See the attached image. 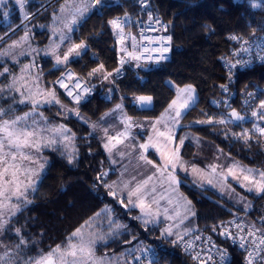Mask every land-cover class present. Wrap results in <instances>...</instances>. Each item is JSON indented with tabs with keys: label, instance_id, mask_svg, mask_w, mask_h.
I'll return each mask as SVG.
<instances>
[{
	"label": "trees",
	"instance_id": "1",
	"mask_svg": "<svg viewBox=\"0 0 264 264\" xmlns=\"http://www.w3.org/2000/svg\"><path fill=\"white\" fill-rule=\"evenodd\" d=\"M58 1L26 0L23 9L13 5L7 17L1 12L0 52L24 36L26 29L30 31L33 28V36L40 42L46 35L45 31L38 29L40 20ZM108 3L110 6L102 12L93 9L74 31V41L79 43L84 40L88 45L81 56L70 59L66 66L56 65L53 58L42 55L34 63L32 72H40L42 76L40 86L46 89L55 87L62 103L74 109L68 112L52 104L43 105L40 110L48 117L50 124H64L71 133H75L77 155L73 163L69 164L67 156L61 154L65 151L62 146L58 145L59 151L42 149L47 163L36 182V190L30 189L27 193V198L32 202L26 206L22 204L21 210L9 218L5 230L0 233V245L11 249L12 245L19 242L16 229H21V235L27 241L24 255L34 257L39 253H47L57 245L66 246L73 231L93 221L90 218L108 206L113 211L94 219L98 222L97 227L104 235L107 234L108 219L111 217L127 225V229H122L119 236H107L106 240L99 241L95 245L97 255H124L126 249L142 242L143 246L157 248L154 264H199L177 243L171 242L177 239L176 235L167 240L161 239L163 223H149L145 227L140 220L134 219L140 216L137 208L129 210L119 203L120 196H109L108 189L103 186L93 187L102 169L108 171L107 180L110 184L116 180L118 171L111 166L102 139L93 131L91 124L99 121L104 113L121 100L129 116L157 118L175 98L176 88L191 84L196 89V101L184 113L181 119L184 124L176 134L177 138L189 135L181 148L182 158L200 166L235 160L256 170H264V139L255 138L249 132L252 139L245 143L243 139L233 136V133L239 134L246 128L253 131L254 124L259 126L264 122V119L251 115L253 111H261L259 103L264 100V61L246 69H236L231 73V80L222 61L223 57L232 54L233 47L237 45V40L230 39L231 36L251 40L264 34V7L253 8L250 0H151L148 11L151 14L158 13L168 24L172 37L171 59L149 66L138 67L137 63H131L126 66V74L122 79L110 83L114 78L103 80L100 73L88 76L100 64L104 65L105 73L114 74L121 59L126 58L118 47V37L108 21L123 16L126 11L142 17H147L148 13L139 9L136 0H108ZM25 13L28 14L27 20H24ZM18 60L11 61L9 57L0 55V72L4 68L9 69L0 75V85L10 84L13 76L22 75L21 68L29 62V57L22 56ZM65 68H70L81 77L84 85L94 88L78 105L63 88L53 83L61 77ZM221 85H227V91ZM253 91L254 100L245 106L247 93ZM141 95L153 97L151 108L137 107L134 97ZM18 101V93L14 90L0 93V107L8 109L11 105L13 115H23L31 109L30 104ZM215 102H219L220 106ZM226 104L230 107H226ZM232 109L240 112L245 119L228 125L195 123L207 116L226 117ZM75 110L89 123L77 117ZM58 112L61 114L58 115ZM192 137L199 138V145ZM68 150H71V146ZM148 156L160 162L155 151L151 150ZM180 191L192 202L195 216L184 222L181 231H175L179 235L186 228H209L245 211L244 207L235 208L230 197L211 188H196L189 179L188 182L180 183ZM248 198L256 211L264 209L261 203L264 195L250 193ZM133 236L137 239L132 240ZM127 240L132 243H125ZM232 254L233 258L227 264H243L239 250L232 249ZM125 259L131 258L125 256Z\"/></svg>",
	"mask_w": 264,
	"mask_h": 264
},
{
	"label": "snow or ice",
	"instance_id": "2",
	"mask_svg": "<svg viewBox=\"0 0 264 264\" xmlns=\"http://www.w3.org/2000/svg\"><path fill=\"white\" fill-rule=\"evenodd\" d=\"M16 3L21 9L24 8L25 0H16ZM142 7H147L148 0H139ZM250 5L253 8L264 7V0H250ZM0 6L7 7L6 0H0ZM96 6H99L98 8ZM108 0H81L79 4L73 3L71 5V11H68L69 5L67 0L60 7L61 15L57 16L53 14L54 22L59 21L62 27H53V35L59 33L60 43L52 41L45 50V55H51L56 62V65H67L70 62V57L81 56L82 51L86 50L88 45L84 40L79 43L72 42L71 36L68 34L73 31V25H77L79 21L84 17L85 13L96 8L98 12H102L106 7H109ZM4 16H8V12L5 11ZM28 19V14H24V20ZM130 17L127 12L124 15L114 17L108 21V24L113 29L114 34L119 38L121 44L124 43L126 38H130L133 41L132 48L133 51H127V56L130 59L139 61L141 57L136 54V38L131 36V34L125 33V25L129 22ZM153 17L149 13V21L151 22ZM157 24L160 23L159 19L155 20ZM161 27L166 31L167 25H161ZM29 38V30L26 29L24 36L19 40L13 41L12 44L8 46L6 52H0V55L12 54L13 57L17 55L14 52L15 49L21 48L18 55H24V49L22 44L27 42ZM141 39H147L149 43L156 41L159 43V47L152 48L151 51L158 53L157 56L153 57L149 55L148 60H155L156 63L166 60L168 57L166 53L170 51L171 47V36L166 37H145L141 33ZM230 39L239 40L240 37L235 35L231 36ZM66 44L63 50L58 51L61 48V44ZM247 44L248 41H243ZM126 51L125 49H122ZM244 51H249L248 48H243ZM33 52L38 50L32 49ZM145 52L149 51L148 48L144 49ZM264 59V57H261ZM126 61L121 59V66ZM226 66L229 68V80H231V70L236 67L237 64H242L240 60L235 63H231L230 60L225 61ZM140 66L139 64L137 65ZM35 67V64H26L21 68L22 75L17 77L13 76L12 82L7 85H0V93L7 91H16L20 93L21 99L19 103H28L31 105V109L28 112H24L23 115H13L14 109L10 105L8 109L0 107V233L5 230V226L9 223L4 216L7 214L9 217L16 214V212L21 210V205H27L32 201L27 198V193L31 189L35 191V185L39 179L40 172L44 169L46 160L40 157V153L44 148H51L53 151H59V146L64 148L62 155H66L68 163H73L76 158L77 152L74 145L75 133H71V130L64 124L52 125L50 124L48 117L44 115V112L40 109L43 105H59L61 109L68 112L74 111L72 108H68L67 105L63 104L57 95L55 87L52 89L41 88L40 86V74L37 73L31 80L25 79L23 73H27L31 68ZM104 65L100 64L99 67L93 68L88 76L92 77L97 73H100L103 80H109L113 76L112 72L105 73ZM9 69L4 68L3 72H8ZM116 77L121 74V69L116 68ZM0 72V75H3ZM81 77L77 76L70 68H65L62 72L60 78H58L54 84H58L60 88L65 89L68 97L78 105L80 101L84 98V94L91 91L87 86L81 87ZM73 82L72 87L66 82ZM110 83H115V79L110 80ZM20 84L18 87L17 85ZM224 91H227V85L220 86ZM35 89V90H33ZM76 89H79L77 91ZM112 91V89H109ZM196 89L191 85H185L184 87L176 88V96L168 104V107L161 114L155 122L151 124L153 133L148 137L147 142L139 144L140 151L139 155L136 157L135 165L137 168L141 166H151L154 169L152 175L147 176V178L142 180H137L136 175L130 174V179L125 181L123 177L128 173L129 165L133 163L129 159V165H125L123 171L121 172L120 181H113L111 184L108 183V171L101 170L96 176V183L93 187L103 186L108 189V195L117 198V193L115 188L122 184L121 191L127 190V203L125 204V198L123 196L118 197L119 203L127 208H139L141 215L134 217V219L140 220L142 224L146 227L149 223L158 224L164 223L165 221H171L168 223L160 233L161 239L167 240L169 237L176 235L177 239L171 241L173 244L183 243L184 249L187 252L193 247L191 241H185L184 236L189 235L193 232L191 228H186L183 235H179L174 232L173 229H178L189 216H195V212L192 211L191 201L187 200L186 197H181L185 202L180 204L179 200L175 201L171 197H166L164 195L157 194V187L152 182L155 180L161 186L165 183L172 191H176L180 184V180L177 178L178 171L189 170V166L183 160L181 156V148L185 143L186 139H189V135L176 137L175 130L178 126H181V119L184 112L188 110L195 102ZM251 97L252 93H247ZM15 101V97H13ZM134 100L141 107L150 106L153 101L152 96L141 95L134 97ZM247 103V101H245ZM230 107V105H225ZM259 109L261 111H253L251 115L253 117H258L259 119H264V100L259 103ZM119 112L121 115V122L124 124L123 131H119L116 135H109V130L107 128H102L106 142L104 143V148L109 154V159L114 164L116 161L112 159L113 150H116L123 160L125 156H131L130 151H122L117 148V145L124 144L131 135L130 129L136 124L132 117L127 116L123 111V104L119 103L115 105V108L110 112L104 113L100 117L103 121L105 117L111 116L114 112ZM61 113L58 112V115ZM77 117L84 119L85 123L89 121L80 116L78 110H75ZM203 115L207 116L206 113ZM7 117V118H5ZM244 116L240 114L236 109H232L227 116H221L215 118L212 116H207L206 119L197 120L195 123L198 124H219L228 125L233 121H243ZM158 125L163 126V130H160ZM91 127L96 130L100 127L99 122L92 123ZM253 128L261 136H264V127H259L253 125ZM227 135V132L225 133ZM233 136L237 139H243L245 143L252 139L248 130L236 134ZM196 144L199 145L200 140L198 137H192ZM155 141V142H154ZM178 141V142H177ZM71 150L69 151V147ZM134 145L125 144V149H134ZM149 148H155L156 152L160 155V162H155L148 158L146 153ZM222 151V150H221ZM219 159V157H217ZM191 173L194 178L202 177L207 175L209 177H219V183L227 185L228 178L231 177L236 180L241 187L247 189L248 192H255L257 195H264V170H256L252 168H247L240 165L239 162L233 161L225 169L223 165L210 164L206 166V169H199L196 165H190ZM195 182V180H194ZM208 184L215 186L213 179H207ZM200 186H203V181H200ZM230 188V185H228ZM234 191V189H230ZM135 198V199H133ZM243 201L244 198L241 197ZM15 201V202H13ZM161 201H165L161 204ZM152 205H155L153 210ZM250 203L244 204V210L247 212L250 207ZM113 211L112 208L105 206L101 212L95 214L94 217L90 218L92 220L99 218L102 214H110ZM163 216V220L160 217ZM261 227L257 228L255 222L245 225L241 221L236 219L229 221H222L220 225H213L212 231L216 232L217 228L221 231L219 235L231 238L233 243L237 242L239 238V246L245 248L248 238H251V244L254 246L252 251H248L245 264H253L255 256H260L261 252H264V217H261ZM228 225H234L237 229L236 235L228 228ZM90 226V225H89ZM109 230L105 235H100L96 233H88L85 235L81 228H77L73 231L68 238V243L66 246L57 245L55 248L51 249L47 253H39L37 256H26L24 255V248L27 245V241L21 235V229H16V233L19 237V242L15 245L4 246L5 251L2 256H0V264H106L104 258H96L94 255V247L98 241L106 240L107 236L115 237L121 234V230L127 229V225L120 224L111 217L108 219ZM83 227V226H82ZM245 229H247L245 233ZM259 233V237H257ZM137 237L133 236L132 240H136ZM195 239H201L200 236H196ZM207 242H211V237L207 238ZM125 243L131 244V240L125 241ZM213 247H216L213 243ZM247 250V249H246ZM139 253V254H137ZM152 253H155L150 247L143 246L142 242L138 243L136 246L126 249L124 255L130 257L131 259H125L124 264H145V259ZM194 260H200V254L197 253ZM211 259V257H209ZM264 259V257H261ZM228 257L226 251L220 252V264H227ZM117 264H119V258H117ZM148 264H154L153 259H148ZM201 264H206L205 261H201Z\"/></svg>",
	"mask_w": 264,
	"mask_h": 264
},
{
	"label": "rangeland",
	"instance_id": "3",
	"mask_svg": "<svg viewBox=\"0 0 264 264\" xmlns=\"http://www.w3.org/2000/svg\"><path fill=\"white\" fill-rule=\"evenodd\" d=\"M80 2H81V0H67V4L69 5L68 11H71L72 10L71 9V5L73 3L79 4ZM64 3H65V0L58 1L55 4V6L51 8L50 12L45 13L43 15V17L41 18L40 23L38 25V29L40 31H45L46 32V35L40 39V42L38 41V39L34 38V36H33L34 30H33V28H31V30L29 31L30 33H29V38H28L27 42H24L22 44V47L24 49V55H18V53L21 51V48H17V49L14 50V52L17 53V55H15V57H13L12 54H6L5 56L6 57H9L11 61H15L16 60V62L19 61L18 59L20 57H22V56H28L29 57V60H28L29 62L27 64L35 63V61L41 55L42 56H50L51 58H53L51 55H45V50L48 49V47H49V45H50V43L52 41H55L56 43H60V41H59V33H57L56 35H53L52 29H53V27L60 28V27H62V25L60 24L59 21L54 22V20H53V14L55 13L57 16L61 15V13H60V7ZM93 3H94V0H93ZM6 4H7V7L0 6V13L1 12H5V11L9 12L11 10V8H12L13 5L14 6H19L16 3V0H6ZM25 4H26V0H25ZM25 4H24V6H25ZM96 7H99V6H96ZM93 9H95V8H93ZM91 11L85 13L84 17L79 21V23L77 25H73V31L70 32V33H68L71 36V38H72V42H75L74 41V38H73L74 31L77 29V27L81 23V21ZM118 41H119V38H118ZM67 43H69V42L66 41L64 44H61V48L58 49V51L63 50L65 48V46H66ZM127 44H128V42H127ZM8 46H6V50H4V52H6L8 50ZM122 46L123 45L119 42L120 51L124 55L123 57H126L127 58V48L125 49L126 51H123L122 50V48H123ZM32 49H36L38 51L33 52ZM138 49H139V45L136 46V50H135L136 51V54L138 53ZM72 58H75V57H70V59H72ZM53 60L55 61L54 58H53ZM132 64H134V63H132ZM32 71H33V68H31L29 72L23 73V75L25 76V79L31 80V77H34L38 73V72L37 73L36 72L33 73ZM39 74H40V72H39ZM41 77L42 76L40 74V79H41ZM67 83L69 84V87L71 88L73 82H69L68 81ZM80 83H81V87H83L84 84L81 81H80ZM17 86L19 87L20 84H18ZM180 88H182V87H180ZM33 90H35V89H33ZM76 90L79 91V89H76ZM64 91H65V89H64ZM17 93H18L19 100H20L21 99L20 93L19 92H17ZM195 96H196V93H195ZM119 103H122L123 104V111H124V113L127 114V116H129L128 113H127V111H126V109H125V103H124V101L121 100ZM119 103H117V104H119ZM45 105H48V104H45ZM53 105H55V104H53ZM115 105L110 110H108L107 112H110L112 109H114L115 108ZM57 106H59V105H57ZM137 107L142 108L139 104H137ZM160 117H161V115L159 117H157V118H150V117H135V118H133L132 117L133 120L136 122V124H134V126L130 129L131 135L129 136L128 140H126L124 142V144L117 145V148L120 149V150H122V151H130L131 152V156H125V158L122 160L121 157L118 154H116V150L114 149L113 150V157H112V159H114L116 161V163L113 164L111 162V160L109 159L108 152L105 150L106 155H107V158L109 159L111 166L118 171V176H117V178H116L115 181H120V179H121V172L123 171L125 165H129V159H131L133 161V163L131 165H129L128 173H126L125 176L123 177V179L125 181H127L128 179H130V174L131 175H136L137 180H142V179L147 178V176L152 175L154 169H152L151 166L145 167V166H143V163L141 162V166L139 168H137L136 165H135V160H136V157L139 155L140 151H142L139 148V144L147 142L148 137L150 135H153V136L155 135L153 133L151 124L153 122H155ZM97 122H99L100 127L97 128L96 130H93V131L96 132V134L102 139L103 148H104V143L106 142V138L104 136V132L101 130L102 128H107L109 130V135H112V136L116 135V133L119 132V131H123V129H124V124L121 122V115H120V113L118 111L112 113L111 116L105 117V119L103 121L99 120V121H96L94 123H97ZM183 124L184 123L181 120V126H183ZM181 126H178L176 128V130H175V133L176 134H177L178 129ZM157 127H159L160 130H163V126L162 125H158ZM125 144H132L135 147H134V149H125ZM151 150L156 152L155 148H149L147 153H149ZM147 153H146V155H147ZM157 155L160 158L159 153H157ZM148 158L151 159V160H153V161H155L150 156H148ZM184 161L189 166V170L187 172H185V171H178L177 178L180 180V183L182 181H187L188 182V179H189L190 184L193 185V186H195L196 188H200V189L201 188H211L214 191H216V192H218V193H220V194H222L224 196L230 197L229 198L230 199V202L235 206V208H237V207H244V204L245 203H250L251 204V202H250V200L248 198V195L250 193H255L254 191L253 192H248L246 188L241 187L240 184L236 180H233L231 177L228 178L227 185H224L222 183H219L218 182L219 181V177L218 176L217 177H209L207 175H204L202 177H196V178H194V176H193V174L191 173V170H190V165H192L193 163H190L187 160H184ZM232 162H233V160L228 161L227 163H222V164L215 163V164L223 165L224 168L226 169L227 166L230 165ZM236 162H238V161H236ZM239 164L240 165H243V166H245L247 168L255 169L253 167L246 166V165H244L242 163H239ZM194 165H196L199 169H206V166H207V165L206 166H200V165H197V164H194ZM208 165H210V164H208ZM208 178H212L213 179V182H214L215 186H213L212 184H208L207 183V179ZM194 180H195V182H194ZM201 180L203 181V186H200V181ZM152 183L156 185V187H157V194L158 195H161L162 194V195H164L166 197H171L174 200V202L177 201V200H179L180 204H184L185 203L181 199V197H186V196H184L181 193V191H180V184H179L178 189L176 191H172L168 187V185L166 183L163 186H161L155 180ZM228 185H230V188L228 187ZM121 189H122V184H119L115 188V191H116L117 195L120 196V197L123 196L124 198L125 197L127 198V190L121 191ZM230 189H234V191H231ZM241 197L244 198L243 201L241 200ZM133 199H135V198H133ZM187 200H189V199H187ZM164 203H165V201H161V204H164ZM152 208L154 210L155 209V205H152ZM191 208H192V206H191ZM137 209L140 211V209L138 207H137ZM192 211H193V208H192ZM140 215H141V211H140ZM10 217L6 214L4 216V219L9 220ZM189 217H191V216H189ZM160 219L163 220V216H161ZM97 223L98 222L96 220L89 221L83 227H81V231L85 235H87L90 232L96 233V234H100V235H104L102 233V231L100 230V228L97 227ZM168 223H172V222L171 221H165L163 223L164 227ZM182 225L178 229L174 228L173 231L174 230L175 231H181ZM183 233H184V231L181 234L183 235ZM4 251H5L4 246H1L0 245V256H2L4 254ZM94 255H95L96 258H104L106 264H117V258H119V264H124V260H125V256L124 255H97L96 252H95V247H94Z\"/></svg>",
	"mask_w": 264,
	"mask_h": 264
},
{
	"label": "built area",
	"instance_id": "4",
	"mask_svg": "<svg viewBox=\"0 0 264 264\" xmlns=\"http://www.w3.org/2000/svg\"><path fill=\"white\" fill-rule=\"evenodd\" d=\"M150 1L148 0V5L147 7H142L141 4L139 3V0H136V5L139 7V9L141 11H146L148 13L147 17H142L140 15H134L133 13L126 11L129 14L130 20L129 22L125 25V33L127 34H131V36H134L136 38V46L139 45V49H138V53L137 55H139L141 57V59L139 61L137 60H133L130 59L128 56L127 58H125L124 60L126 61L122 66L121 64H119V67L121 69V74L119 75V77H116V73L113 74L114 79H122L125 74H126V66L130 65L131 63H137L139 65H151V64H159V63H165L170 61L171 59V47H170V51L168 53H166L167 55V59L160 61L159 63H156L155 60H148L147 57L149 55L155 57L158 55V53H154L151 51L152 48H156L159 47V43L156 41H153L152 43H149V41L147 39H141V33H143V35L145 37H153V38H157V37H166V36H171L169 34L168 31V24L165 22V20L161 17V15H159L158 13H152V17L153 20L150 22L149 21V12L148 8L150 7ZM122 17V16H121ZM159 19L160 23L157 24L155 22L156 19ZM161 25H167V30L165 31ZM128 45H127V51H133L132 48V44L133 41L130 38H126ZM243 41H248L247 44H244ZM171 44V42H170ZM118 47H119V41H118ZM148 48L149 51L145 52L144 49ZM243 48H248L249 51H244ZM232 54L226 57L222 58L224 67L226 69V71L229 73V68L226 66L225 61L226 60H230L231 63H235L237 60H240L242 62V64H237L235 68H233L231 70V73L233 71H235L236 69H246L248 67H252L254 65H256V63L259 62H263L264 59H261V57H264V34L255 37L251 40L248 39H239L237 40V45L235 47H233L232 49ZM68 82V81H66ZM86 86V85H84ZM88 87V86H87ZM91 89L90 92L86 93L89 94L91 93L94 88L93 87H89ZM85 94V95H86ZM252 96L247 98V103L245 104V106L252 100H254L255 98V91L252 92ZM84 95V96H85ZM218 106H220V103L215 102ZM153 106V101L152 104L150 106H145L142 108H151ZM259 127H264V122L261 123L259 125ZM250 133H252L253 135H255V138L260 137L262 139H264V136H261L258 132H256L255 130L251 131L250 129L246 128ZM262 204H264V200L261 201ZM255 206H251L248 208L247 212H241L239 214L233 215L229 218H226L222 221H229V220H233L236 219L237 221H241L243 222L245 225L247 224H251L252 222H255L256 227L260 228L261 227V217H264V209H262V211L258 212L255 210ZM218 222L215 225H220V223L222 222ZM212 226H210L209 228H197L195 230H193L192 233H190L187 236H184V240L185 241H191L193 244V247L191 249H189L187 252L184 249V245L183 243H177L182 249L183 251H185L188 255H191L192 258L199 253L200 254V260H195L197 261L199 264H201V261H205L206 264H220V252L221 251H226L227 253V257H228V262L229 263L232 258H233V254H232V249H237L241 252L242 256H243V264H245L246 261V257L248 255V251H252L253 250V245L251 244V238H248V242L245 245V248H241L239 246V238H237V242L233 243V240L231 238H227L225 236L219 235V232L221 231L220 228H217L216 232L212 231ZM228 228L230 229V231L233 233V235H236L237 233V229L235 228L234 225H228ZM247 229H245V233H246ZM196 236H200L201 239L197 240L195 239ZM211 237V242H207V238ZM257 237H259V233H257ZM213 243L215 244L216 247H213ZM262 248H264V245L261 246ZM153 252L155 253V255L153 256L152 253H149V256L145 259V264H148V259H153L154 261L157 259V248L155 247H150ZM247 249V250H246ZM139 254V253H137ZM209 257H211V259H209ZM261 257H264V252H261L260 256H255L253 264H264V259H261Z\"/></svg>",
	"mask_w": 264,
	"mask_h": 264
},
{
	"label": "crops",
	"instance_id": "5",
	"mask_svg": "<svg viewBox=\"0 0 264 264\" xmlns=\"http://www.w3.org/2000/svg\"><path fill=\"white\" fill-rule=\"evenodd\" d=\"M122 45H123V46H122V47H123L122 49H126V48H127V45H128V44H127V39L124 40V43H123ZM122 55H123V54H122ZM123 56H124V55H123ZM29 111H30V110H29ZM186 111H187V110H186ZM186 111H185V112H186ZM185 112H184V113H185ZM148 154H149V153H147V156H148ZM40 157H41L42 159H44V156H43L42 151H41V153H40ZM40 173H41V172H40ZM13 202H15V201H13ZM185 221H186V220H185ZM185 221H184V222H185ZM183 224H184V223H183ZM193 230H195V229H193ZM174 231H175V230H174Z\"/></svg>",
	"mask_w": 264,
	"mask_h": 264
}]
</instances>
